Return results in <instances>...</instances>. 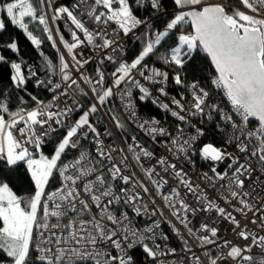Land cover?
Here are the masks:
<instances>
[{
    "label": "snow or ice",
    "instance_id": "1",
    "mask_svg": "<svg viewBox=\"0 0 264 264\" xmlns=\"http://www.w3.org/2000/svg\"><path fill=\"white\" fill-rule=\"evenodd\" d=\"M173 3L176 11L164 29L146 31L142 50L127 62L114 55L121 48L118 38L146 24L134 14L130 0L0 2V12L32 45L42 49L46 40L57 54L54 61L43 50L39 53L47 79L35 83L52 93L50 101L29 94L35 106L13 110L0 96V167L14 172L25 165L35 188L30 196H20L0 179V253L7 258L0 264H134L129 252L137 247L153 264H264V0H238L243 10L228 0ZM148 4L159 10L161 0ZM185 25L191 32L184 31ZM5 27L0 18V32ZM30 27H38L43 38ZM173 35L174 45L158 59L183 69L194 53L203 52L215 71L211 84L231 106L226 111L210 102V91L194 80L185 85L190 100L182 103L183 94L172 99L171 115L180 122L175 134L155 127L160 123L155 119L138 122L132 104L133 88L143 101L152 95L149 86L168 80V72L150 66L147 59ZM85 46L99 52L100 59L84 56ZM7 48L18 50L14 40ZM106 61L114 65L110 73L102 67ZM0 62H7L4 55ZM92 62L97 63L95 76L84 71ZM10 67L17 88L38 77L39 69L30 68L26 76L21 63L10 62ZM173 79L184 85L180 73ZM81 84L89 86L95 101L86 110L75 97L77 91L88 95ZM157 91L167 95L163 86ZM117 95L126 117L109 106ZM20 104H26L23 97ZM160 107L170 109L168 103ZM197 114L210 120L218 116L223 127L217 130L226 137L224 148L211 143L199 148L200 157L211 162V175L201 173L199 183L170 157H157L136 135L126 134V123H134L152 140L164 135L167 150L177 160H188L203 135L190 120ZM106 120L124 133L119 143L112 131L101 128ZM185 126L195 134H188ZM58 129L64 133L46 156L41 150ZM82 141L92 148L82 150ZM229 146L238 154L228 151ZM53 183L58 186L49 190ZM197 213L204 215L198 226L193 222ZM145 218L151 224L139 227L137 221ZM162 222L182 242L179 254L157 242L169 240L159 231ZM222 222L232 225L233 239L220 235ZM252 224L257 228H250Z\"/></svg>",
    "mask_w": 264,
    "mask_h": 264
},
{
    "label": "built area",
    "instance_id": "2",
    "mask_svg": "<svg viewBox=\"0 0 264 264\" xmlns=\"http://www.w3.org/2000/svg\"><path fill=\"white\" fill-rule=\"evenodd\" d=\"M145 4H148V0H144ZM76 0H70L67 3H64L62 0H56V3L59 4H73L75 3ZM207 3H215L217 0H206ZM228 2L233 3L236 7L241 8V5L238 3V0H228ZM51 11V10H49ZM163 9L160 7L159 12H162ZM146 21V24L140 25L137 29L133 30V32L129 33L127 36H124L121 34L118 38V43L120 44L121 48L120 50L115 53L114 55L122 54L124 53L130 46L131 43L135 42L139 36L140 33L147 27L148 21ZM61 26V31H65L63 22H59ZM66 38L67 33H66ZM63 50V49H62ZM79 51V50H78ZM84 56H91L93 57L94 61H98L100 59V53L97 51L92 50L89 46H85L82 49ZM112 54V53H109ZM124 61V60H122ZM150 66H154L156 68L161 69L162 71H167L169 76L168 80L166 82L162 83H157L154 86H149L150 91L152 92V95L148 97L147 99L141 101L138 99L140 93L138 89L133 88V97H132V104H133V110L136 111L137 113V121L138 122H143L145 120L151 121L152 119L158 120L160 123L158 125H154L155 127H163L166 129L169 133L175 134L176 132V126L178 123H180L175 117L171 115V110L175 109V106L172 104V99L177 98L179 99L181 94L186 97L185 101H182V103H186L187 100H190V94L187 90L186 87H183L182 85H176L174 82L173 77L177 74L175 72H172L169 68L159 65L157 63H152V62H147ZM97 67L96 62L89 63L88 65L85 66V73L87 75L95 76V69ZM103 69L106 71V73H110L111 71L114 70V65H112L109 62H105V64L102 66ZM38 69V66L35 64H31L27 66L25 73L26 76L28 75V70L29 69ZM36 77H33L34 79ZM213 78V77H212ZM159 79V78H158ZM212 80V79H211ZM143 82V81H142ZM146 83V82H143ZM164 87L167 95H160V93L157 91L160 87ZM201 87H204L200 85ZM81 87L84 88L85 92H88V95L81 96L78 91L75 93V97L79 100L81 104L84 105L85 110L87 109L88 105L92 102H95L92 99V94L89 91V86L81 84ZM205 88V87H204ZM207 89V88H206ZM209 90V89H207ZM211 93V101L213 103H219L223 106V108L228 111L230 110V104L227 102L226 98L223 96L222 91H218L214 88V86L211 84V89L209 90ZM48 95L44 102H48L51 100L52 93L47 91ZM155 101V102H154ZM163 103H168L170 105V109H163L160 107V104ZM35 105H24L21 107H27V108H32ZM112 108L113 112H116L118 115H121L122 117H126V113L122 112V104L120 102L119 96H115L111 99L110 105ZM147 106V107H145ZM186 114V113H182ZM191 123L194 124L197 128L202 129L203 135L198 138V140L195 143V148L197 149L196 153L191 156L190 159L185 160L183 158L176 159L174 154L172 152H169L167 150L168 147H170L168 138L164 135H157L155 140H152L150 136L146 135L142 130H140L136 124L134 123H126V134L130 137L131 135H136L138 140L149 150L154 151L156 156L159 157L161 155H166L170 157L174 162L178 164L179 167H183L184 170L188 173L189 176L192 177L194 182L199 183V175L203 172H209V169L211 167V162L206 161L202 159L199 155V148L203 147L205 144H213L216 147L224 148L225 144L224 141L226 139L225 135L223 132L218 131L217 128L223 127V124L221 123L220 119L218 116L213 114V119H208L207 115H201L197 114L194 117H190ZM107 127L110 131L113 132V134L116 136L117 142H120V137L124 133H117V130L112 126L110 120H106L104 124L101 125V128ZM186 132L188 134H195V129L185 126ZM62 130L58 129L57 131ZM55 134V133H54ZM53 134V135H54ZM53 138V136H52ZM51 138V139H52ZM109 141L106 140V143ZM48 144V143H47ZM46 144V145H47ZM82 144L85 148L82 150H89L92 148V145L88 141H82ZM228 151L233 152L235 154L236 150L233 146H229L227 148ZM42 151V150H41ZM220 167H223V165H220ZM209 175L211 173L209 172ZM212 195H215V193H212ZM188 200L191 201V197H187ZM220 203L223 205V201H220ZM161 207L163 205L161 204ZM167 209H165V212L167 213ZM237 215V219L241 220V223H247V221L240 216L239 214ZM250 215V214H249ZM169 219H171L170 216H168ZM204 219V215L201 213H197L195 217H193V222L195 225H199L200 221ZM173 223L175 221L173 220ZM137 224L139 227L143 228L146 224H151V219L145 218L137 221ZM177 227H180L177 225ZM220 227V235L223 238L226 239H233L232 233L230 231L232 225L227 223V222H222L219 224ZM250 228L256 229L257 225L252 224L250 225ZM228 230V231H226ZM161 233L166 232L169 235V240L164 241L163 239L158 240V243H161L162 245H168L169 247H173L177 249V253L179 254V250L182 247V242L177 239L175 236L172 235L170 228L165 225L163 222L161 224V229L159 230ZM183 231V229H182ZM129 255L133 257L134 264H153V261L150 257H148L143 251L142 248L137 247L134 251H130ZM169 260L172 258L169 257Z\"/></svg>",
    "mask_w": 264,
    "mask_h": 264
},
{
    "label": "trees",
    "instance_id": "3",
    "mask_svg": "<svg viewBox=\"0 0 264 264\" xmlns=\"http://www.w3.org/2000/svg\"><path fill=\"white\" fill-rule=\"evenodd\" d=\"M62 1L67 3L70 0ZM0 2H4V0H0ZM130 3L134 9V14L141 20H147L148 24L147 27L140 33L139 38L135 42L131 43L129 48L124 53L115 55L116 59L127 62H131L135 59L142 50V47L144 46V33L146 31L155 32L156 30H163L166 23L171 19L172 14L176 11L173 0H161V8L163 9L162 12L152 9L149 4H145V1L141 5H138L135 0H130ZM37 6H39L38 3ZM0 18L4 19L6 25L5 30L0 32V55H4L7 61L0 62V96H3L8 100L9 105L13 110L24 105L34 104L29 94L37 96L40 100H45L48 95L47 90L43 87H37L35 83L37 78L41 80L47 79L44 71V62L39 53L43 50L54 61L56 60L57 54L46 40L42 45V49H38L32 45L23 30L10 24L5 13L0 12ZM30 30H32L35 35H38L39 38H43V34L40 32L38 27H30ZM184 31L191 32L190 25H185ZM13 40L18 46V50L16 52L7 48V44ZM174 43V35L166 38V40L162 42V46H159L158 52L155 55L150 56L147 59V62L157 63L169 68L172 72L180 73L182 80L184 81V85H182L183 87L195 80L198 81L200 85L210 90L211 79L215 76V71L210 63V60L203 52L198 51L194 53V59L186 63L183 69L175 65H165L158 59V56L164 54L170 46L174 45ZM13 61L21 63L22 71L25 75L27 66L31 64L37 65L39 69L38 77L28 80L23 88H17L11 81L13 70L10 67V62ZM20 97H23L26 104H20ZM63 133V129L57 131L53 135L51 141L42 148V152L46 155H51L54 151L55 144L58 143V138L62 137ZM83 148L85 147L83 146L82 149ZM23 177H25V172L23 171L21 165L17 166L14 172H9L5 167H0V179L7 180L18 195L30 196L34 191L30 187L29 183L23 180ZM56 186L58 185L53 183L49 190H51V188H55ZM0 261H7V258L3 253H0Z\"/></svg>",
    "mask_w": 264,
    "mask_h": 264
},
{
    "label": "rangeland",
    "instance_id": "4",
    "mask_svg": "<svg viewBox=\"0 0 264 264\" xmlns=\"http://www.w3.org/2000/svg\"><path fill=\"white\" fill-rule=\"evenodd\" d=\"M44 154V153H43ZM53 154V153H52ZM51 154V155H52ZM44 155H46V154H44ZM51 155H46V156H51ZM35 158H39V155L37 154L36 155V157ZM21 167H22V169H23V171L25 172V177H23V180L24 181H26L27 183H29V185H30V187L32 188V190L34 191L35 190V188H34V183L32 182V180H31V177H30V173L27 171V168H26V166L25 165H21ZM11 187V186H10ZM14 190V189H13ZM16 192V191H15ZM17 193V192H16ZM18 194V193H17Z\"/></svg>",
    "mask_w": 264,
    "mask_h": 264
},
{
    "label": "water",
    "instance_id": "5",
    "mask_svg": "<svg viewBox=\"0 0 264 264\" xmlns=\"http://www.w3.org/2000/svg\"><path fill=\"white\" fill-rule=\"evenodd\" d=\"M190 28H191V26H190Z\"/></svg>",
    "mask_w": 264,
    "mask_h": 264
}]
</instances>
